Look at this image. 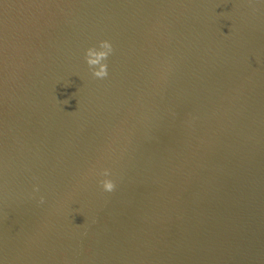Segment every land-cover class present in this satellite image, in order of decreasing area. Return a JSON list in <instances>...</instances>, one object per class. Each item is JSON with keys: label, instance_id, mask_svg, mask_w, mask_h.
Instances as JSON below:
<instances>
[{"label": "water", "instance_id": "1", "mask_svg": "<svg viewBox=\"0 0 264 264\" xmlns=\"http://www.w3.org/2000/svg\"><path fill=\"white\" fill-rule=\"evenodd\" d=\"M0 264H264V0H0Z\"/></svg>", "mask_w": 264, "mask_h": 264}, {"label": "clouds", "instance_id": "2", "mask_svg": "<svg viewBox=\"0 0 264 264\" xmlns=\"http://www.w3.org/2000/svg\"><path fill=\"white\" fill-rule=\"evenodd\" d=\"M113 52L112 42L108 39H101L97 44L91 45L84 50V61L86 62L89 71L95 78H104L108 75V57ZM102 179L99 181L104 191L111 192L115 187V181L111 178L109 169L102 170ZM38 191V186L35 187ZM42 203L43 196L39 198Z\"/></svg>", "mask_w": 264, "mask_h": 264}]
</instances>
